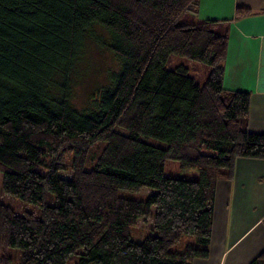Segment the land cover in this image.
<instances>
[{"label":"trees","instance_id":"trees-1","mask_svg":"<svg viewBox=\"0 0 264 264\" xmlns=\"http://www.w3.org/2000/svg\"><path fill=\"white\" fill-rule=\"evenodd\" d=\"M198 7L199 0H0L2 191L39 208L19 214L0 202V264H11L9 248L18 250L17 264L207 258L216 184L231 180L238 158L264 160V134L247 128L250 95L223 88V21H185ZM249 14L238 7L234 15ZM89 41L117 68L77 105ZM171 55L204 66L202 84L184 65L164 68ZM167 160L197 179L164 176ZM143 188L154 193L119 194ZM150 217L148 234L133 241L131 228ZM248 264H264V249Z\"/></svg>","mask_w":264,"mask_h":264},{"label":"crops","instance_id":"crops-1","mask_svg":"<svg viewBox=\"0 0 264 264\" xmlns=\"http://www.w3.org/2000/svg\"><path fill=\"white\" fill-rule=\"evenodd\" d=\"M250 14L235 18L236 8ZM227 29L224 89L250 95L247 128L264 134V0H199L195 23ZM264 160L238 158L231 180L216 184L208 256L191 264H248L264 249Z\"/></svg>","mask_w":264,"mask_h":264},{"label":"rangeland","instance_id":"rangeland-1","mask_svg":"<svg viewBox=\"0 0 264 264\" xmlns=\"http://www.w3.org/2000/svg\"><path fill=\"white\" fill-rule=\"evenodd\" d=\"M188 15V14H186ZM185 16V15H184ZM190 18L185 19L188 20ZM97 34H104L100 29L95 28ZM177 65H184L189 69V75L192 76L196 84H202L203 78L206 74V68L198 63L191 62L185 58H180L177 56H169L164 68L173 69ZM117 68L116 58L103 48L98 47L94 42L89 41L86 43L81 62L79 63L78 69H80V76L77 78V83L74 86L73 95L74 101L77 105L85 104L87 96L94 90V88L99 85L106 83V76L110 69ZM84 70V71H83ZM83 71V72H82ZM82 72V73H81ZM151 144H155L161 147H165V144L157 140L150 139L148 141ZM163 174L167 177L180 178L195 180L197 179V172L194 170H187L181 167V164L177 161L167 160L163 167ZM65 175H68L67 173ZM2 179L3 175L0 172V202L10 206L19 214L23 211H35L39 212V208L35 205H25L17 198L8 196L2 191ZM154 191L149 188H143L137 192H119L121 196L130 198L133 200H144L149 194H153ZM153 210V209H151ZM152 226V218L147 220H138L136 226L132 227L130 230L131 239L135 242H140L144 236L149 232V228ZM184 238L181 242H184ZM181 245H177L174 248L180 249ZM8 256L11 259V264H17L18 260V250L16 248H9L7 251ZM67 264H72L68 262Z\"/></svg>","mask_w":264,"mask_h":264}]
</instances>
